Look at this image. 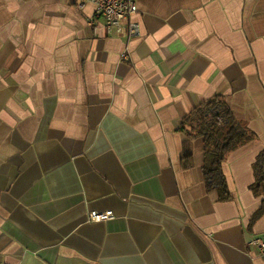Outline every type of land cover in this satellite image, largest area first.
Here are the masks:
<instances>
[{
    "label": "crops",
    "instance_id": "obj_1",
    "mask_svg": "<svg viewBox=\"0 0 264 264\" xmlns=\"http://www.w3.org/2000/svg\"><path fill=\"white\" fill-rule=\"evenodd\" d=\"M136 3L128 40L92 4L0 0V264H264V0ZM213 99L251 133L227 200L182 129Z\"/></svg>",
    "mask_w": 264,
    "mask_h": 264
},
{
    "label": "trees",
    "instance_id": "obj_2",
    "mask_svg": "<svg viewBox=\"0 0 264 264\" xmlns=\"http://www.w3.org/2000/svg\"><path fill=\"white\" fill-rule=\"evenodd\" d=\"M182 129L189 137H200L204 140L205 161L204 176L208 189H216L221 200L229 198L221 165L231 151L244 145L251 139L247 127L239 122L229 108L219 99H213L193 111L185 119ZM190 154L184 151V165L189 167ZM264 190V173L258 177Z\"/></svg>",
    "mask_w": 264,
    "mask_h": 264
},
{
    "label": "built area",
    "instance_id": "obj_3",
    "mask_svg": "<svg viewBox=\"0 0 264 264\" xmlns=\"http://www.w3.org/2000/svg\"><path fill=\"white\" fill-rule=\"evenodd\" d=\"M80 8L86 4L95 7V19L103 21L107 35L126 37L128 40L136 39L140 36L139 24L133 20L138 12L136 0H72ZM115 218L112 211L89 212L87 214L88 223H104ZM249 252L264 257V235L253 237L248 242Z\"/></svg>",
    "mask_w": 264,
    "mask_h": 264
}]
</instances>
